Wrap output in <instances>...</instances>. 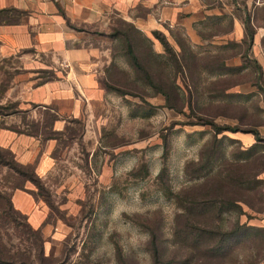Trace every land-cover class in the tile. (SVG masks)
<instances>
[{
	"label": "rangeland",
	"instance_id": "1",
	"mask_svg": "<svg viewBox=\"0 0 264 264\" xmlns=\"http://www.w3.org/2000/svg\"><path fill=\"white\" fill-rule=\"evenodd\" d=\"M2 19H7L5 13H0ZM115 26L124 27L136 37L119 17L114 20ZM139 36L142 40L138 47L145 49L144 59L151 60L147 52L151 42L141 32ZM113 41L112 46L119 50V40ZM208 45L193 47L200 51ZM155 49L164 53L160 44ZM168 53L159 57L165 56L166 60ZM20 66L15 59L0 57V127L37 131L44 137L56 138L55 159L44 176L36 177L31 168L21 171L15 157L13 161L8 149L0 147V243L6 253L0 264H153V234L163 264H182L183 260L185 264H195L187 248L189 241L181 234L177 237L175 216L181 208L176 195L202 182L208 174L190 177L185 175L184 165L198 159L200 144L205 138L211 141L212 131L209 125L197 124L202 112L188 102L185 83L190 81L182 77L183 71L167 66L158 74L159 82L170 87L165 95L153 93L147 85L127 86L133 95L127 94L129 100L110 99L99 118L102 122L98 119L96 137L84 136L86 127L77 121L63 133L50 127L42 131L35 118L43 109L21 102V88L16 83L22 73ZM207 110L228 112L225 106ZM240 120L244 129L249 126L243 122L260 118L241 116ZM216 121L227 124L232 120L220 115ZM225 133L229 134L228 130ZM223 135L218 147L228 157L230 150L234 151L239 162L246 163L243 161L247 155L240 153L245 151L242 143ZM263 160L253 159L251 164H244L243 170L248 172ZM262 171L255 177L257 181L239 191L247 201L240 202L241 209L226 208L216 218L222 232H230L236 222L244 225V231L238 233L240 238L231 234L230 248L201 256L200 264H264ZM32 175L36 184L25 182ZM24 183L33 187L38 207H43L39 231L10 201L13 189Z\"/></svg>",
	"mask_w": 264,
	"mask_h": 264
},
{
	"label": "crops",
	"instance_id": "2",
	"mask_svg": "<svg viewBox=\"0 0 264 264\" xmlns=\"http://www.w3.org/2000/svg\"><path fill=\"white\" fill-rule=\"evenodd\" d=\"M6 8L15 10L3 12L7 19L0 20V57L21 65L22 75L16 79L21 102L56 115L52 131L63 133L77 121L86 127L84 136H96L110 99H127V94L106 87L117 69L131 71L121 50L112 46L116 39L107 35L119 17L131 22L156 52L160 50L155 46L162 44L153 32L159 31L175 48L173 33L196 54L219 56L218 63L201 66L196 97L202 106L208 104L203 114L215 122L224 115L231 125L242 124L241 116H259L260 120L243 124L263 136L264 153V0H0V9ZM203 44L209 45L200 51L193 47ZM222 79L226 86L217 93L211 87ZM214 106H225L228 112L207 110ZM43 111L34 115L35 121L42 120ZM228 132L220 134L239 140L244 148L256 142L252 131ZM55 139L0 127V146L10 149L19 162L34 164L41 177L54 164ZM32 190L25 183L13 189L11 200L38 227L43 207H38Z\"/></svg>",
	"mask_w": 264,
	"mask_h": 264
},
{
	"label": "trees",
	"instance_id": "3",
	"mask_svg": "<svg viewBox=\"0 0 264 264\" xmlns=\"http://www.w3.org/2000/svg\"><path fill=\"white\" fill-rule=\"evenodd\" d=\"M9 10L15 9H0V13ZM122 21L124 24L129 25L132 31L134 30L136 37L129 33V31L124 27H114V25L111 28L112 31L108 33V36L119 40V50H121L122 54L128 60L131 71L117 69L114 76L111 77V81H113V83L107 82L106 87L122 95L128 93L133 95V93L129 91L128 87L138 88L141 85H147L154 90L153 93L159 92L165 95L167 94V89H170V87H166L159 82L160 77L158 74L163 73L167 66L169 68L174 66L178 71H183L182 77L184 79L190 81L188 84L185 83L188 88L189 104L191 107H195L202 112L201 114H198L201 115V117H199L201 121L196 123L209 125L212 131V135L210 137L211 141L209 142L208 138L203 142L200 148L198 159L189 160L184 165V173L190 177L193 176L198 178L202 176V173L208 174L205 175V178L202 180V182H198L197 184L183 188V191L176 195L179 198L178 200L181 208L175 216L177 237L181 234L182 237L189 241L187 248L190 249V255L193 257L192 260H195V264H200V262H202L201 256L218 254L225 249L230 248L232 246V239L229 236L233 234L232 236L234 238L239 239L240 235L238 233L244 231L243 229H245L244 225H239L238 222H236V226H233V229L231 227L230 232H222L220 230V225L216 222V218L221 216V213L224 209H241L240 202H247L244 196L239 194V191H242V188L247 187V184L250 182L257 181L258 179L255 177L258 176L264 167L263 146L261 145L262 143H260L263 141V136H261L257 129L253 126L243 129L246 131H252L256 139L254 144L243 149L245 151L240 152L243 155H247L243 161H246L247 164L240 163L238 156L234 151L230 150L229 156L231 157L226 156L220 147H218V144L222 142V138L225 135L221 134L219 136L218 134L225 130L235 131L242 129L240 127V123L230 125L228 123L220 124L215 122L212 117H208L203 114L205 113V109L208 108V104L207 106H202L198 103L199 97H196V94L199 90L198 78L201 73V66H212L213 63L219 62L220 57L217 55L211 56L196 54L180 34H176L174 36L178 46V48L175 49L174 45L170 44L161 32L154 31L153 34L161 42L164 53H166V51L169 52L168 59L165 60V56H163V59H161L159 56L164 53L154 51L151 44H147V52L149 56L152 57L151 60L148 58L147 61L144 59L145 49L138 47V42L142 40V38L139 36L140 32L131 22L125 20ZM171 48H173L174 53H172ZM225 86L226 80L222 79L218 80L215 83V86L211 88H214L217 93H220L225 88ZM257 86L263 93V85L258 84ZM42 116V120L36 121V125H39L43 131L44 128L51 126V123L56 118V115L49 113L48 111H43ZM32 133H37V131ZM230 139L233 140L232 138ZM8 151L11 153V157L14 161L16 159L15 155L10 149H8ZM259 157L263 161H260L248 172L243 170L244 164H251L253 159ZM17 162L22 168L21 171L31 168V172L34 176L41 177L35 172L34 164L21 163L18 160ZM33 175L31 180L27 179L25 182L29 181L32 184H36V182L33 180L36 178L33 177ZM24 185L25 183L22 186L16 188H23ZM32 192L36 197L35 190H32ZM10 201L13 206L11 196ZM13 208L17 212L23 214L14 206ZM35 229H37L36 231H39V227H35ZM152 237L153 239L151 244L154 257L153 264H163V261L160 258L158 245L154 240L155 235L153 234ZM42 253L43 251L40 250L39 255ZM4 255H6V253L0 243V262L4 260ZM182 264H185V260H183Z\"/></svg>",
	"mask_w": 264,
	"mask_h": 264
},
{
	"label": "built area",
	"instance_id": "4",
	"mask_svg": "<svg viewBox=\"0 0 264 264\" xmlns=\"http://www.w3.org/2000/svg\"><path fill=\"white\" fill-rule=\"evenodd\" d=\"M262 173H263V175H264V169H263Z\"/></svg>",
	"mask_w": 264,
	"mask_h": 264
}]
</instances>
